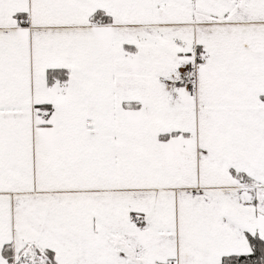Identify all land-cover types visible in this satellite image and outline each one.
I'll use <instances>...</instances> for the list:
<instances>
[{
  "label": "snow or ice",
  "instance_id": "obj_1",
  "mask_svg": "<svg viewBox=\"0 0 264 264\" xmlns=\"http://www.w3.org/2000/svg\"><path fill=\"white\" fill-rule=\"evenodd\" d=\"M0 264H264V0H0Z\"/></svg>",
  "mask_w": 264,
  "mask_h": 264
}]
</instances>
